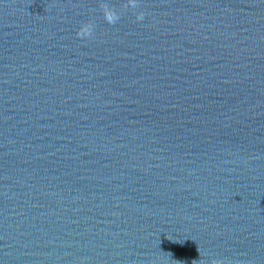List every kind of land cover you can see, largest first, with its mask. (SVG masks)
<instances>
[{"label": "water", "instance_id": "water-1", "mask_svg": "<svg viewBox=\"0 0 264 264\" xmlns=\"http://www.w3.org/2000/svg\"><path fill=\"white\" fill-rule=\"evenodd\" d=\"M0 264H264V0H0Z\"/></svg>", "mask_w": 264, "mask_h": 264}, {"label": "clouds", "instance_id": "clouds-1", "mask_svg": "<svg viewBox=\"0 0 264 264\" xmlns=\"http://www.w3.org/2000/svg\"><path fill=\"white\" fill-rule=\"evenodd\" d=\"M132 7H137V4L133 3L131 5ZM103 11L106 13L104 16V19L109 23L112 24L114 23L119 17L110 9H108L106 6L104 7ZM144 13L143 12H138L136 14V18L137 20H140L143 18ZM90 32L89 27H87L86 25H82L79 30L77 31V36L78 37H84L86 35H88Z\"/></svg>", "mask_w": 264, "mask_h": 264}]
</instances>
